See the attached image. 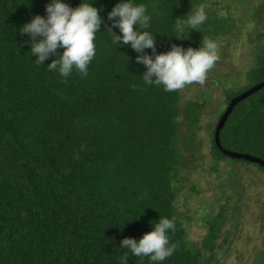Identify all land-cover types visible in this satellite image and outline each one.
<instances>
[{"label": "trees", "instance_id": "trees-1", "mask_svg": "<svg viewBox=\"0 0 264 264\" xmlns=\"http://www.w3.org/2000/svg\"><path fill=\"white\" fill-rule=\"evenodd\" d=\"M259 1L250 10L255 30L264 25V0ZM49 2L0 0V264H150L130 253L125 260L127 249L119 244L126 237L138 241L164 217L175 222L168 235L178 250L162 264H220L240 200L250 202L256 186L264 192V167L225 155L215 132L232 99L264 82V43L252 49L246 81L223 88L225 104L210 131L213 174L221 162L234 166L196 244L177 202L182 182L194 171L185 150L193 157L199 149L204 103L184 100L183 89L166 92L162 85L145 84L146 66L135 58L167 52L173 44L199 48L205 39L239 36L246 27L237 22V7L223 15L216 0H134L147 5L148 31L155 35V53H137L113 44L108 32L121 34L108 19L120 0H94L104 21L96 34V56L87 76L74 69L63 78L46 67L55 58L51 54L44 65L35 62L25 43L28 35L19 32L34 15L46 16ZM64 2L75 8L93 0ZM201 6L207 21L200 32L187 30V16ZM263 36L258 32L255 39ZM220 143L264 161V87L233 107ZM257 258L256 264H264V244Z\"/></svg>", "mask_w": 264, "mask_h": 264}, {"label": "clouds", "instance_id": "clouds-1", "mask_svg": "<svg viewBox=\"0 0 264 264\" xmlns=\"http://www.w3.org/2000/svg\"><path fill=\"white\" fill-rule=\"evenodd\" d=\"M93 4L94 0L92 3L81 2L73 8L64 0H50L45 5L46 16L34 15L30 22L20 27L19 32L29 37L25 43L30 45L31 56L37 57V64L44 65L51 54L55 58L46 66L49 71H58L63 78H68L74 69L81 76L88 75V66L96 56V34L104 24L99 14L101 9ZM108 19L112 22L111 27L118 28L121 33L108 31L113 34V44L130 46L137 53L144 49H152L155 53V35L148 31L152 16L146 4L120 0L108 12ZM207 19L205 8L199 7L187 16V30L200 32ZM57 49H63V52L59 53ZM135 59L146 66L147 70L142 74L145 84L162 85L164 91L174 92L193 83L203 85L220 55L218 44L209 38L200 42L199 48L185 49L173 44L167 52L138 55ZM151 225L152 230L138 241L131 237L121 240L119 248L127 249L125 260L130 253L149 258L150 264H162L178 250V245L170 242L168 235L169 231L176 230L173 219L159 218Z\"/></svg>", "mask_w": 264, "mask_h": 264}, {"label": "rangeland", "instance_id": "rangeland-1", "mask_svg": "<svg viewBox=\"0 0 264 264\" xmlns=\"http://www.w3.org/2000/svg\"><path fill=\"white\" fill-rule=\"evenodd\" d=\"M216 1L219 3V12L223 15H230L229 13L235 11L237 7L235 13V17L239 20L237 22L246 28L239 36L227 34L217 40L220 60L208 72L203 85L193 83L183 88L184 100L193 99L204 103L201 121L198 124L200 130L196 138L199 149L193 157L188 148L185 150L186 156L189 155L188 165L193 167L194 171L189 176V180L182 182V192L177 202V209L187 227L188 237L196 244L201 243L207 232L206 220L217 211L215 200L220 196L221 185L224 184L231 167L234 166V164L221 162L219 173L213 174L210 131L217 124L220 110L225 104L223 88L235 89L246 81L253 61L252 49L264 43V36L255 39L258 32H264V25H259L255 30L251 23L253 19L250 10L256 0ZM229 3L234 4L231 9L228 8ZM235 167L237 170H245L242 164H235ZM249 170L250 175L256 173L252 169ZM248 176L246 177L249 178ZM250 192V202L245 198L240 200L241 211L237 213L232 226H228L233 236H231L230 244L225 248V258L221 256L224 259L220 264L257 263V255L264 244V192L258 186L253 187ZM226 193H230V190H226ZM204 209H207L209 213H206ZM187 217L192 219L189 220Z\"/></svg>", "mask_w": 264, "mask_h": 264}, {"label": "water", "instance_id": "water-1", "mask_svg": "<svg viewBox=\"0 0 264 264\" xmlns=\"http://www.w3.org/2000/svg\"><path fill=\"white\" fill-rule=\"evenodd\" d=\"M262 87H264V82L250 88L249 90L245 91L244 93H242L241 95L235 97L234 99H232L231 103L229 104L228 108L226 109L225 113L222 115V117L220 118L217 127H216V132H215V140H216V144L218 145V147L221 149V151L231 157V158H237V159H246L248 161H252L255 163H258L260 165H262L264 167V161L260 158L248 155V154H241V153H237V152H232V151H228L224 148H222L221 143H220V131L226 121V119L228 118L229 114L232 112L233 107L242 99H244L245 97L255 93L256 91H258L259 89H261Z\"/></svg>", "mask_w": 264, "mask_h": 264}]
</instances>
